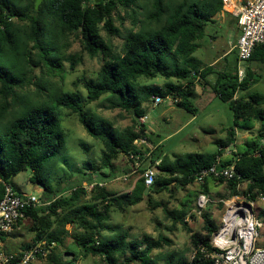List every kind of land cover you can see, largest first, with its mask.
<instances>
[{
    "label": "trees",
    "instance_id": "16d2710c",
    "mask_svg": "<svg viewBox=\"0 0 264 264\" xmlns=\"http://www.w3.org/2000/svg\"><path fill=\"white\" fill-rule=\"evenodd\" d=\"M20 1L0 0V97L3 101L0 103V200L4 193L3 183L12 186L11 179L29 168V182L43 189V201L51 202L48 207L25 212V216L42 224L41 228H32L35 232L33 243L45 240L60 245L64 236L68 235L66 227L69 226L82 230L75 236L76 244L85 253L102 257V264H148L152 251L168 244L169 240L165 237L155 240L149 236L129 240L128 234L121 233L113 239L95 241V235L100 230L111 228L106 226V222L112 212H124L126 208L143 202L149 193L159 194L171 184L180 188L193 185L195 175L213 164L222 167L234 164L240 174V180H214L225 185L228 191L226 199L239 193L249 200H255L258 195L264 196V146H260L264 137V95L257 92L243 94L250 84L256 82L255 73L247 69L241 80L236 72H217L212 85L214 95L229 105L235 120H253L259 124L257 137L247 139L240 153L233 154L224 162L219 159L223 148L231 142L229 139L219 142L218 150L211 154H189L184 158L175 156L172 160L158 157L159 174L148 191L140 178L130 193L114 196L104 186L93 183L88 176L69 188L73 189L71 194L62 197L65 190L59 189L54 197L42 174L49 172V163L65 147L66 134L57 110H69L90 137L104 144L102 162L110 171H113V161L119 156L128 159L130 153L144 154L134 145L137 139L146 137L145 126L136 120L144 114L142 104L155 96L170 97L176 100L175 106L191 113L195 111L192 99L197 80L206 79L214 69L195 58L194 53L200 49L205 28L222 10L223 2L179 0L166 4L164 0H151V9L145 17L146 26L142 24L137 32L130 30L122 51L115 53L101 38L99 25L102 24L109 35H119L113 26L112 14L118 6L125 9L134 6L136 0H42L37 9L34 8V1L31 5L20 4ZM73 35L80 36L83 53L101 62L96 79L84 78L81 81L87 100L92 102L104 95L110 96L112 107L133 113L132 127L118 131L109 122L87 113L78 92L54 89L53 95L49 96L47 85L41 88L36 84L35 97L19 95L18 92L31 84L33 77L35 79L36 69L60 73L64 68L62 60L73 63V56H65V50L70 46L69 38ZM248 62L264 65V45L255 46ZM158 77L175 79L176 82L167 81L162 86H143L139 83L141 79ZM239 93L241 95L237 96ZM42 94L46 97L40 100ZM10 107H13L11 118L1 124ZM154 161L150 159L147 168H151ZM129 162L133 164L132 160ZM144 170L141 168L140 173ZM83 182L93 185L88 202L84 201L87 190ZM241 185H245L244 190L240 189ZM154 186L160 189L156 191ZM208 192L206 183L199 193ZM163 212L167 218L187 229L184 220L187 210L170 211L165 207ZM202 219V232H191V243L194 249L201 244L209 250L210 237L219 227L207 212L202 213ZM164 264L185 263L174 254H169Z\"/></svg>",
    "mask_w": 264,
    "mask_h": 264
},
{
    "label": "rangeland",
    "instance_id": "374dc122",
    "mask_svg": "<svg viewBox=\"0 0 264 264\" xmlns=\"http://www.w3.org/2000/svg\"><path fill=\"white\" fill-rule=\"evenodd\" d=\"M10 1L13 2L14 0ZM33 1L35 2V0H21L19 3L31 5ZM164 1L166 4H173L179 0ZM98 2H102V0H98ZM151 2V0H136L134 6L126 9L118 6L116 12L112 14L113 26L119 31V35L117 36L109 35L102 27V24L99 25L101 38L115 53L122 51L127 37L126 34L130 30L137 32L140 30L139 28L142 24L146 26L145 17L151 9ZM226 4L222 5V10L207 24L205 35L200 41V49L194 53L195 58L205 65H212L214 69V72L207 76L204 82L197 80L196 85L199 86L202 93L207 91V95L199 101L196 98L192 99L195 111L193 113L188 112L183 108L175 106L170 100H163L159 105H153L152 98L150 101L142 104L143 116L146 117L144 126L146 128L145 134L147 140L146 145H143L141 150L144 153L143 155L148 154V156L141 157L139 163L140 170L141 168L147 169L149 160H155V163L158 157H167L172 160L175 156L184 158L189 154L214 153L218 150L217 144L219 142H227L229 140L230 135L228 131L233 128H237L240 134L235 146L236 150H239L238 147L240 148V152L243 151V143L247 139H255L257 137L259 124L253 120H235L229 105L213 95L212 91V85L217 72L234 74L241 67V72H238L239 78H243L246 70L251 68L255 73L254 78L256 79V82L250 84L243 94L257 92L264 95V65L248 61L246 63H238L237 51L235 48H232V44L237 39V28L233 21L234 19L231 17L232 9H227ZM89 5L92 6L91 1ZM69 43L70 46L65 50V56H73V63L70 64L68 61L62 60L61 64L64 65V68L60 73L49 69H36L35 79L33 77V82L27 84L22 91H19V95H24L28 98L35 97L37 92L36 84L41 85V88L47 85L49 96L53 95L54 89L78 92L82 97L84 109L87 113L109 122L118 131L132 127L133 120L135 119L133 113L128 114L117 107H112L110 96L104 95L97 101L92 102L87 100V93L81 81L84 78L96 79L101 62L99 59L90 58L83 53L80 36H70ZM221 56L223 58H219ZM167 81L176 82L175 79L165 80L162 77H158L153 80L141 79L139 83L143 86H162ZM240 95V93L237 94V96ZM42 97H46V94H42L40 100H42ZM36 101L40 102L39 100ZM0 103H3L1 97ZM262 107L264 108V103ZM12 110L13 107L7 110V114L1 120V124L6 123L11 118L10 112ZM58 112L61 126L66 134L65 147L59 156L49 163V172L42 174V177H45L51 186V190L55 194L53 195L54 197L58 195L57 190L59 189L65 190L62 193V197L71 194L73 189L69 190V188L77 184L82 178L88 176H91L93 183L102 182L103 185H108V187L106 185L105 187L109 191L110 184L113 185L111 182H115V185H113L114 189H111L113 192L127 191L132 187L134 182L141 178L140 172L131 174L132 166L128 171L130 162L122 155L113 161V171L103 166L104 144L90 137L78 122L76 116L71 114L69 110L60 108L57 110ZM136 120L139 122V119ZM231 149L233 150V146H231ZM232 156L233 153L226 158L229 159ZM219 159L223 162L227 160L221 159V156ZM154 163L151 168L156 169L157 177L159 171L157 163ZM124 173L127 176V180L117 183L116 180L120 179ZM30 175L31 171L29 168H25L11 179V184L17 191L27 195L33 194L43 201V189L29 182ZM0 183L2 182L0 181ZM82 184L87 190L84 201L88 202L91 200V185L89 184V186L87 182H83ZM205 184L206 182L200 186L195 184L189 185L191 187L186 189L178 187L177 184H171L167 190L159 194L149 193V195L145 196L143 202L124 212H120L121 214L117 211L112 212L109 221L106 222L108 224L106 226L111 228L100 230L95 235L94 240L113 239L121 233L128 234L129 240L140 239L143 236H149L155 240L159 237H165L169 240V243L162 245L158 250L152 251L147 259L148 264H164L169 254H174L187 264L195 250L191 243V232H202V213H209L214 223L220 227L223 215L232 205L231 200L233 197L230 199L225 198L228 195L225 185L215 181V187L210 189L207 194L205 193L213 202L207 204L202 210L198 209L196 200L200 194H203L199 192H202V187ZM240 189L244 190L245 185H241ZM258 196L254 200L253 211L262 224V227L258 230L259 239L257 243L262 246L264 245V201L258 200ZM237 197L238 199H235V202H251L242 193H239ZM148 199L151 200L150 203L147 202ZM157 204H160V206ZM165 207L170 211L187 210L188 212L184 219L187 229H184L185 227L181 223L167 218L163 212ZM66 229L68 230V235L64 236L63 243L60 245L54 243L55 245L46 258H37L32 264L103 263L102 257L87 254L76 244L75 236L82 233L81 229L69 226ZM14 237L13 243L22 245L27 240L28 235L23 232L17 233ZM8 250L0 243L1 253L13 254V252H8Z\"/></svg>",
    "mask_w": 264,
    "mask_h": 264
},
{
    "label": "built area",
    "instance_id": "2783aa9c",
    "mask_svg": "<svg viewBox=\"0 0 264 264\" xmlns=\"http://www.w3.org/2000/svg\"><path fill=\"white\" fill-rule=\"evenodd\" d=\"M229 1L232 2L231 13L236 19L239 31L235 46L238 63H246L255 46L264 45V0H245L240 4L234 3L233 0H222L224 5ZM241 70L240 67L238 72ZM241 79L243 78H239ZM163 100L176 102L170 97L155 96L152 103L159 105ZM145 120L146 117L142 116L139 118V123L144 125ZM146 140V137L137 139L134 145L141 150V147L146 145ZM260 146H264V137L260 140ZM142 156L147 157V154L130 153L128 159L133 161L131 174L140 172L139 163ZM156 175L157 171L154 168L148 167L143 171L141 178L145 188L149 189L154 185ZM209 179L240 180V174L236 171L234 164L225 167L213 164L199 171L193 182L200 186ZM122 180L126 181L127 176H124ZM98 186L101 187L103 184H98ZM3 187L4 193L0 200V236L10 233L25 217L27 210L48 207L51 204L50 201H41L33 194L17 193L9 184L3 183ZM92 187L93 185L90 189ZM235 199L238 197L233 196L232 205L221 219L222 225L211 235L210 249L199 244L187 264H264V246L257 244L258 230L262 224L254 214V200L248 203H238ZM258 200L264 201V196L259 195ZM212 202L207 195L200 194L197 197L196 206L202 210ZM54 245V242L39 241L29 245L19 255L0 252V264H32L37 258H46Z\"/></svg>",
    "mask_w": 264,
    "mask_h": 264
},
{
    "label": "crops",
    "instance_id": "0c3cea01",
    "mask_svg": "<svg viewBox=\"0 0 264 264\" xmlns=\"http://www.w3.org/2000/svg\"><path fill=\"white\" fill-rule=\"evenodd\" d=\"M245 0H233V2L234 3H236V4H240V3H242V2H244ZM231 17L234 19L233 21H234V23H235V25H236V28H237V30H236V38H238V35H239V31H238V27H237V22H236V19H235V17L231 14ZM236 43H237V39H236V42L234 43V44H232V48H235V46H236ZM225 55V54H224ZM223 55V56H224ZM219 58H223L222 56L221 57H219ZM219 60V59H218ZM215 62H217V60H215ZM209 66H212V65H209ZM236 69H237V65H236ZM251 69V68H250ZM252 70V69H251ZM253 71V70H252ZM238 73V72H237ZM206 79H200L199 81H205ZM205 95H207V91L205 92V93H202L201 91H200V88H199V86L198 85H196V88H195V93H194V97H193V99L194 98H196L198 101L199 100H201ZM214 95V94H213ZM172 103V102H171ZM173 104V103H172ZM154 105V104H153ZM229 135H230V140H231V142H229V143H227L228 145H226V147H224L223 148V150H222V155H221V159H227L226 157H228V155H230V154H238V153H240V148L238 147V149L239 150H236V148H235V146H236V144H237V138L239 137V131H238V129L237 128H233V129H230L229 131ZM231 134H232V136H231ZM225 142V141H224ZM231 146H233V150L231 149ZM147 156H148V154H147ZM161 159V158H160ZM160 159L159 160H157L156 161V163L157 164H159L160 163ZM131 163H130V165L128 166V171L131 169ZM159 173V172H158ZM127 174H129V173H127ZM126 174L124 173V175L120 178V179H114V180H116V182L117 183H120V182H122V179H123V177L125 176ZM214 180L213 179H209V180H207L206 181V183H207V187H208V189L210 190V189H213L214 187H215V185H214ZM113 185H115L114 183L115 182H111ZM98 184H103L102 182H100V183H98ZM194 184V183H193ZM106 185V184H105ZM105 185H103L104 187H105ZM113 185H111L110 184V191L109 192H111L114 196H118V195H123V194H126V193H130L132 190H133V188H134V185H135V182H134V184L132 185V187L131 188H129V190H127V191H123V192H113V190H111V189H114V186ZM196 185V184H195ZM107 187H108V185H106ZM121 187V186H120ZM188 187H191V186H186L185 187V189L186 188H188ZM14 188V187H13ZM106 188V187H105ZM108 188V189H109ZM15 189V188H14ZM107 189V188H106ZM15 191L17 192V193H21L20 191H17L16 189H15ZM39 191H41V189H39ZM42 208V207H41ZM131 208V207H130ZM37 209V208H36ZM127 209H129V208H126L125 209V211L127 210ZM117 212H119V214H121L120 212L121 211H117ZM42 227V224H40L39 223V221H35L34 219H32L30 216H25L22 220H20L19 222H18V224L14 227V229L10 232V233H8L7 235H4V236H0V243L1 244H3L7 249H9L8 250V252H13V254L14 255H19L24 249H26L31 243H33L34 242V240H33V238H34V236H35V232L32 230V228H41ZM27 233V235H28V238H27V240H25L23 243H22V245H20V244H16V243H13V239L15 238L14 236L15 235H17V233ZM41 241H44V240H41ZM39 242V241H38ZM8 247H10V248H8ZM18 248V249H17ZM17 249V250H16Z\"/></svg>",
    "mask_w": 264,
    "mask_h": 264
},
{
    "label": "water",
    "instance_id": "95a60500",
    "mask_svg": "<svg viewBox=\"0 0 264 264\" xmlns=\"http://www.w3.org/2000/svg\"><path fill=\"white\" fill-rule=\"evenodd\" d=\"M98 2V0H96ZM41 0H35V5L34 8L37 9L39 4H40ZM160 188L157 186H154V190L158 191Z\"/></svg>",
    "mask_w": 264,
    "mask_h": 264
},
{
    "label": "bare ground",
    "instance_id": "6f19581e",
    "mask_svg": "<svg viewBox=\"0 0 264 264\" xmlns=\"http://www.w3.org/2000/svg\"><path fill=\"white\" fill-rule=\"evenodd\" d=\"M226 8L227 9H232V2L229 1L227 4H226ZM232 209V208H231ZM230 211V210H229Z\"/></svg>",
    "mask_w": 264,
    "mask_h": 264
}]
</instances>
